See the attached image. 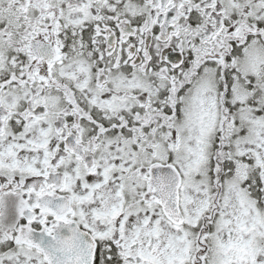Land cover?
Wrapping results in <instances>:
<instances>
[{"label":"snow or ice","instance_id":"obj_1","mask_svg":"<svg viewBox=\"0 0 264 264\" xmlns=\"http://www.w3.org/2000/svg\"><path fill=\"white\" fill-rule=\"evenodd\" d=\"M0 264H264V0H0Z\"/></svg>","mask_w":264,"mask_h":264}]
</instances>
